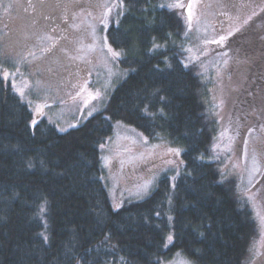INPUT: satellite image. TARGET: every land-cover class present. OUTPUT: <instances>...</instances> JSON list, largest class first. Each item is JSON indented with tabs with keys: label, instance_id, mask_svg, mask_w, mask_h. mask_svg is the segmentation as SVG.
Returning <instances> with one entry per match:
<instances>
[{
	"label": "trees",
	"instance_id": "1",
	"mask_svg": "<svg viewBox=\"0 0 264 264\" xmlns=\"http://www.w3.org/2000/svg\"><path fill=\"white\" fill-rule=\"evenodd\" d=\"M120 3L107 37L126 74L79 126H33L29 104L0 75V264H167L178 254L193 264H245L256 222L212 160L205 88L185 61V11L162 0ZM117 122L181 148L183 162L178 175L162 174L119 208L101 147Z\"/></svg>",
	"mask_w": 264,
	"mask_h": 264
},
{
	"label": "rangeland",
	"instance_id": "2",
	"mask_svg": "<svg viewBox=\"0 0 264 264\" xmlns=\"http://www.w3.org/2000/svg\"><path fill=\"white\" fill-rule=\"evenodd\" d=\"M60 2L62 22L53 16L58 13L52 14ZM162 3L185 11V61L205 88L215 132L212 160L219 165L220 180L235 183L238 200L252 210L256 222L257 236L245 264H264V0ZM123 12L120 0H0V75L29 104L33 120L67 131L102 110L126 74L119 56L109 51L117 50L107 37ZM170 149H179V155ZM181 154V148L150 142L117 122L102 147L114 207L146 195L138 194L146 182L149 192L162 174L178 175ZM189 262L178 254L167 264Z\"/></svg>",
	"mask_w": 264,
	"mask_h": 264
},
{
	"label": "snow or ice",
	"instance_id": "3",
	"mask_svg": "<svg viewBox=\"0 0 264 264\" xmlns=\"http://www.w3.org/2000/svg\"><path fill=\"white\" fill-rule=\"evenodd\" d=\"M171 6H172V5H169V7H171ZM175 6H176V7H184V6L181 5V4H176ZM161 7H163V5H162ZM188 7H189V12H190V11H191V5H189ZM224 39H225V37H223V36L220 37V41H223ZM155 47H158V46L154 45V48H155ZM109 51L112 53V55H113L114 57H118V56L121 55L120 52H118V51H113L111 48H109ZM185 67H187V65H185ZM7 76H8V74L5 73V78H7ZM156 91L159 92V89H157ZM97 95H99V93H97ZM159 99H160L161 101H165V97H163V96L159 97ZM37 112H40V109H39V108L37 109ZM161 113H163V109H161ZM89 115H91V113H89ZM31 124H32L33 126H35V125L37 124V121H36V120H32V121H31ZM61 131H63V129H62ZM101 147H103V145H101ZM170 151H174L177 155H179V152H180L179 149H175V150L170 149ZM40 163H41V164H44V161L41 160ZM27 166H28L29 168H34V167H35V164L32 163V162L30 161V162L28 163ZM175 179H176V177H172V180H173V181H174ZM149 183H150V182H146L144 185L140 186V187L138 188V194H139V193L147 194V193H148V185H149ZM173 188H175V184H173ZM117 207H119V206L117 205ZM42 210H43V209H42ZM97 215H99V214H97ZM156 215L159 216L160 213L157 212ZM168 219H169V221H171V220H172V217L169 216ZM98 222H99V221H98ZM108 238H109L108 236L105 237V239H108ZM44 239L47 240V236H45ZM173 239H174V237H173V235H172L171 233H169V234L167 235V237H166V240H167L168 243H171V242L173 241ZM165 247H167V244H165ZM121 259H123V258H121ZM189 264H191V262H189Z\"/></svg>",
	"mask_w": 264,
	"mask_h": 264
},
{
	"label": "flooded vegetation",
	"instance_id": "4",
	"mask_svg": "<svg viewBox=\"0 0 264 264\" xmlns=\"http://www.w3.org/2000/svg\"><path fill=\"white\" fill-rule=\"evenodd\" d=\"M62 9H64V7H63V4L60 2L58 5H57V7L55 8V10L53 11V13L52 14H54V13H58V14H54L53 16L56 18V17H59V19H60V21L62 22L63 20V13H62ZM59 10V11H58ZM58 19V20H59Z\"/></svg>",
	"mask_w": 264,
	"mask_h": 264
}]
</instances>
